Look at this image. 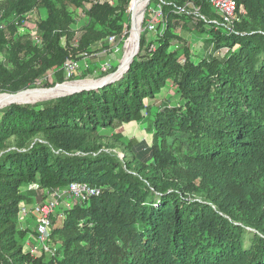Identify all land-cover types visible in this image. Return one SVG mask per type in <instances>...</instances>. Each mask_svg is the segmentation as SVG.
Here are the masks:
<instances>
[{"label": "trees", "instance_id": "1", "mask_svg": "<svg viewBox=\"0 0 264 264\" xmlns=\"http://www.w3.org/2000/svg\"><path fill=\"white\" fill-rule=\"evenodd\" d=\"M85 1H0L3 17L46 12L37 23L41 50L14 29L0 32L8 54L0 63L1 94L33 89L51 70L62 83L67 61L84 60L108 35L124 36L131 0L96 2L77 46H62L74 33L67 5L83 9ZM153 2L163 32L156 40L140 36L121 77L0 109V264H264V0H236L238 20L224 30L208 0ZM179 21L187 32L210 36L207 47L225 50L223 57L195 59L173 34ZM168 81L167 105H146ZM144 115L151 118L150 147L132 149L116 134L122 160L98 142ZM73 183L100 193L71 209L57 206L53 256L43 248L39 256L23 252L29 231L19 227L20 204L31 209L33 192Z\"/></svg>", "mask_w": 264, "mask_h": 264}, {"label": "rangeland", "instance_id": "2", "mask_svg": "<svg viewBox=\"0 0 264 264\" xmlns=\"http://www.w3.org/2000/svg\"><path fill=\"white\" fill-rule=\"evenodd\" d=\"M3 1V0H0ZM96 2H110L115 4V0H86L84 3L83 9L75 8L74 6L67 5V13L71 16L73 23L71 25L72 30L74 31L72 38L67 41V38L64 36L61 40L62 46H66L67 42L68 45L72 47H76L78 40L83 35V29L86 21L85 12L90 8L91 4ZM132 0L130 1L131 5ZM130 5L126 12L125 18V25H126V32L121 39L118 40L117 36L108 35L104 37L99 43L93 45L90 48V53L88 57L80 62H77L78 68L67 77L66 72L63 69L61 74L62 83H59L60 75L57 70L49 71L44 78L41 79L37 83V86L33 89H29L25 92L29 91H51L55 90L58 87L65 86V85H79V84H94L93 86L100 85L101 83L110 82L115 79L121 77V75L126 70V65L123 63L124 53L125 51L124 46L127 40L130 38V28H131V16H130ZM159 7L155 6L153 0L149 1V4L144 12V20L142 23L141 32L137 38V49L135 52L138 53L140 48V36L145 32L146 38L149 40H156L163 32V28L165 26L164 19L156 18L155 15L158 13ZM196 10V9H195ZM46 12L43 7H36L31 12L25 14L22 17H18L15 13H10L8 16L3 17L0 13V32H6L8 35L11 30L14 29L18 37L26 36L29 38V41L33 43V46L36 49H42V37L37 30V23L45 18ZM155 24L160 29L149 30V25ZM190 27V25H189ZM192 27V26H191ZM220 29H226L225 26L220 24L218 26ZM173 34L175 36L181 37V39L185 40L186 43L189 45L191 53L193 54L195 59H201L203 57H208L209 55L215 58H222L225 50L217 51L212 46L207 47L206 41L210 40V36L207 34H199L197 31H190L187 32L185 29L182 28V22H176L173 25ZM126 35V36H125ZM181 43L178 45L181 47ZM177 49V47H173ZM29 54V53H28ZM31 56V55H29ZM28 56V57H29ZM8 58V54L6 52V48L1 46L0 44V63L5 64V61ZM68 62V61H67ZM115 67V71L112 72V69ZM122 67V68H121ZM77 83V84H76ZM92 86V87H93ZM91 88L86 85L81 86L80 88ZM173 87L170 81L167 82L164 89L160 92L152 100H145L146 105H153L155 107H164L168 103V99L173 94ZM76 89L71 90L73 92ZM70 93L64 92L63 94ZM61 94V95H63ZM0 95H7L8 94H1ZM61 95H57L48 99H44L39 102L52 100ZM36 102V103H39ZM36 103H26V104H36ZM145 116V115H144ZM151 123V118L148 116L144 117V120L140 123L132 122L126 125H123L119 129L115 131H107L102 134V137L98 139V142L105 143V147L108 146L113 148V151H119L120 157L123 159V152L116 146L118 143L115 141L116 134H119L126 142L132 141V149L137 148L140 143H145L148 147L152 145L153 137L149 131ZM116 143V144H115ZM109 147V148H110ZM138 150V149H137ZM121 151V152H120ZM68 189V188H67ZM67 189L57 190L53 192H46L40 190L38 192H33L31 197L32 205L31 210L26 212L23 204H20V211L21 217L19 219V227L20 222H23L26 217L29 219L30 222V234L28 235V239L23 246V252L27 253L30 252L34 256L40 255V249H42V245L37 239L36 228L38 224V206L43 202H57L58 206H64V204L69 203L72 207L76 203H78L72 196H70L67 192ZM29 191V190H28ZM29 197V198H30ZM24 208V211L22 210ZM28 211V210H27ZM61 213L56 212L54 214L53 219L59 223L62 221ZM30 217V218H29ZM31 219V220H30ZM56 240H53L50 237L48 238L46 246L49 247V254L47 255L53 256L56 253L55 243ZM60 254V253H59Z\"/></svg>", "mask_w": 264, "mask_h": 264}, {"label": "built area", "instance_id": "3", "mask_svg": "<svg viewBox=\"0 0 264 264\" xmlns=\"http://www.w3.org/2000/svg\"><path fill=\"white\" fill-rule=\"evenodd\" d=\"M210 6L215 10L222 22L221 24L226 28H230L232 24L238 20L237 19V3L236 0H208ZM156 18L161 20V11L158 10ZM149 30H155V24L149 25ZM78 68L76 61H68L65 63L64 71L66 72L67 77ZM31 190H38L37 185H31L29 187ZM67 192L78 202H86L92 196H97L100 193V189L92 187L87 184H71ZM58 204L57 202H43L38 206V224L36 228L37 239L42 245V248L45 252L49 253V247L46 246L48 238L50 237L51 232V217L53 216ZM64 207L71 209L72 206L67 203L64 204ZM24 211V208L22 209Z\"/></svg>", "mask_w": 264, "mask_h": 264}, {"label": "bare ground", "instance_id": "4", "mask_svg": "<svg viewBox=\"0 0 264 264\" xmlns=\"http://www.w3.org/2000/svg\"><path fill=\"white\" fill-rule=\"evenodd\" d=\"M150 0H132L130 5V18H131V28H130V38L127 40L124 46V59L123 63L125 66L135 53L137 49V38L141 32L142 23L144 20V12L149 4ZM122 68V67H121ZM77 84V83H76ZM92 87L94 84H79V85H65L58 87L55 90L51 91H29L17 96H7L0 95V107L10 102H18V103H36L42 101L44 99H48L57 95H61L64 92H71L73 89L80 88L81 86Z\"/></svg>", "mask_w": 264, "mask_h": 264}, {"label": "water", "instance_id": "5", "mask_svg": "<svg viewBox=\"0 0 264 264\" xmlns=\"http://www.w3.org/2000/svg\"><path fill=\"white\" fill-rule=\"evenodd\" d=\"M136 54H137V52H135V53L132 55V57L130 58V60H128L127 65H126V70L128 69V67H129V65H130V63H131V61L133 60V58L135 57ZM126 70H125V71H126ZM110 82H111V81H110ZM110 82L101 83L100 85H97V86L95 85V86H93V87H91V88H81V89H76V90H74L73 92L66 93V94H63V95H61V96L70 95V94H73V93H75V92H80V91H84V90L87 91V90L97 89V88H99L100 86H102V85H104V84H106V83H110ZM22 93H25V91H24V92H21V93H19V94H22ZM19 94H16V95H9V96H17V95H19ZM11 104H23V103L10 102V103L5 104V105H3L2 107H0V109L3 108V107L9 106V105H11Z\"/></svg>", "mask_w": 264, "mask_h": 264}, {"label": "crops", "instance_id": "6", "mask_svg": "<svg viewBox=\"0 0 264 264\" xmlns=\"http://www.w3.org/2000/svg\"><path fill=\"white\" fill-rule=\"evenodd\" d=\"M31 209H28V211L26 210V212H28L29 213V211H30ZM30 218V217H29ZM31 220V219H30ZM29 225H30V222H29V219H27V217H26V219L23 221V222H20V226H22V227H24L25 229H27L28 231H29V234H30V227H29Z\"/></svg>", "mask_w": 264, "mask_h": 264}]
</instances>
